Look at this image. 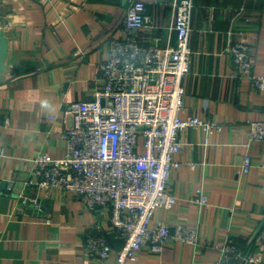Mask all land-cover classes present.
I'll list each match as a JSON object with an SVG mask.
<instances>
[{
	"label": "crops",
	"instance_id": "0c3cea01",
	"mask_svg": "<svg viewBox=\"0 0 264 264\" xmlns=\"http://www.w3.org/2000/svg\"><path fill=\"white\" fill-rule=\"evenodd\" d=\"M130 0H0V31L7 40L0 71V264H112L123 241L111 231L110 212L90 210L63 190L47 193L28 183L38 154L66 153L63 108L89 100L100 85V65L111 45L126 37L123 16ZM151 27L143 45L174 46V0H141ZM190 71L183 79L182 117L223 126L179 132L169 190L177 198L158 208L153 221L188 224L195 246L167 238L160 253L141 249L124 264H214L228 239L259 258L264 230V140L250 136L264 121V90L234 74L230 46L251 48L253 72L264 75V0H192ZM54 117V118H50ZM249 156L251 166L243 169ZM9 180L13 189L6 192ZM201 192L206 202L196 201ZM26 202L23 204L22 200ZM101 228L112 247L99 262L85 255L86 235ZM240 264V263H239Z\"/></svg>",
	"mask_w": 264,
	"mask_h": 264
},
{
	"label": "built area",
	"instance_id": "2783aa9c",
	"mask_svg": "<svg viewBox=\"0 0 264 264\" xmlns=\"http://www.w3.org/2000/svg\"><path fill=\"white\" fill-rule=\"evenodd\" d=\"M171 25L174 46L143 45L139 33L151 27L144 2L130 0L123 16L126 37L111 45L100 65V85L89 100L73 101L63 108L71 117L63 137L66 153L53 158L38 154L28 183L44 193L53 189L80 197L90 210L110 212L111 231L123 241L112 264L135 260L141 249L160 253L171 238L188 246L198 241L188 224L153 221L158 208H170L177 198L169 190V176L180 166L176 154L182 145L179 132L199 126L205 132L223 126L197 116L182 117L183 79L190 71L192 0H174ZM234 74L249 78L264 90V75L253 72L251 48L235 43L229 48ZM51 119L54 117H50ZM250 136L264 140V121L251 122ZM251 166L249 156L243 169ZM9 180L6 192L13 189ZM196 201L206 202L199 191ZM25 199L22 200L24 204ZM98 228L85 238V255L99 262L109 258L112 247ZM264 253V230L256 237ZM232 239L225 241L214 264H249L258 261Z\"/></svg>",
	"mask_w": 264,
	"mask_h": 264
},
{
	"label": "water",
	"instance_id": "95a60500",
	"mask_svg": "<svg viewBox=\"0 0 264 264\" xmlns=\"http://www.w3.org/2000/svg\"><path fill=\"white\" fill-rule=\"evenodd\" d=\"M7 54V40L3 33L0 31V71L4 68V61Z\"/></svg>",
	"mask_w": 264,
	"mask_h": 264
}]
</instances>
